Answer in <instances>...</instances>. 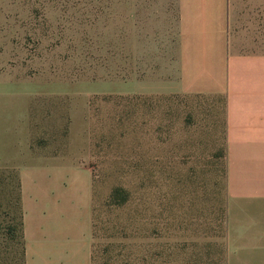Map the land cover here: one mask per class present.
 <instances>
[{"label": "rangeland", "instance_id": "obj_1", "mask_svg": "<svg viewBox=\"0 0 264 264\" xmlns=\"http://www.w3.org/2000/svg\"><path fill=\"white\" fill-rule=\"evenodd\" d=\"M130 9L0 0V264L30 263L21 155L90 172V264H228L225 96L166 93L163 13Z\"/></svg>", "mask_w": 264, "mask_h": 264}, {"label": "crops", "instance_id": "obj_2", "mask_svg": "<svg viewBox=\"0 0 264 264\" xmlns=\"http://www.w3.org/2000/svg\"><path fill=\"white\" fill-rule=\"evenodd\" d=\"M118 1L121 10L163 13L155 25L165 29L166 93L224 94L228 264H264V0ZM24 158L15 166L29 264H64L72 249L90 264V172L63 155Z\"/></svg>", "mask_w": 264, "mask_h": 264}, {"label": "trees", "instance_id": "obj_3", "mask_svg": "<svg viewBox=\"0 0 264 264\" xmlns=\"http://www.w3.org/2000/svg\"><path fill=\"white\" fill-rule=\"evenodd\" d=\"M119 192H120V190H118V189H117V190H115V193H114V195H115V196H117V194H118Z\"/></svg>", "mask_w": 264, "mask_h": 264}]
</instances>
